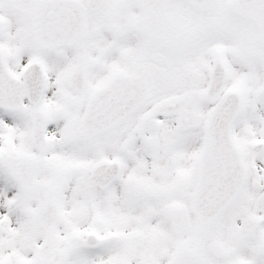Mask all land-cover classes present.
Returning <instances> with one entry per match:
<instances>
[{"label":"snow or ice","instance_id":"6c2138e0","mask_svg":"<svg viewBox=\"0 0 264 264\" xmlns=\"http://www.w3.org/2000/svg\"><path fill=\"white\" fill-rule=\"evenodd\" d=\"M0 264H264V0H0Z\"/></svg>","mask_w":264,"mask_h":264}]
</instances>
